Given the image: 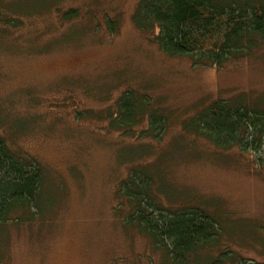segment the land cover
Segmentation results:
<instances>
[{
    "label": "rangeland",
    "instance_id": "rangeland-1",
    "mask_svg": "<svg viewBox=\"0 0 264 264\" xmlns=\"http://www.w3.org/2000/svg\"><path fill=\"white\" fill-rule=\"evenodd\" d=\"M138 2L0 0V136L42 181L35 209L0 223V264H176L126 223L120 185L132 169L161 207L215 217L217 241L189 264L223 252L264 264V140L257 152L218 149L183 129L217 100L264 110V43L222 67L170 57L133 23ZM128 90L151 99L161 132H149L147 116L129 134L110 125L107 111Z\"/></svg>",
    "mask_w": 264,
    "mask_h": 264
},
{
    "label": "trees",
    "instance_id": "trees-1",
    "mask_svg": "<svg viewBox=\"0 0 264 264\" xmlns=\"http://www.w3.org/2000/svg\"><path fill=\"white\" fill-rule=\"evenodd\" d=\"M71 15H76V11L71 9L64 14L67 18ZM132 20L142 32L152 35L153 42L164 54L189 56L193 64L202 67H222L230 60L244 57L259 41L264 43V6L261 4L255 7L253 3L238 0H139ZM3 21L14 25L13 20ZM139 99L140 102L133 90L118 97L115 108L107 111L112 118L110 125L129 134L127 131L147 116L149 132H161L167 121L151 107L150 98L144 95ZM183 129L210 140L218 149L237 146L240 150L257 152L262 150L264 140V110L245 105L241 100H217L186 120ZM149 132L143 130L141 135ZM23 160L8 149L0 136V223L18 212L21 215L35 209L41 170L34 161ZM148 178L144 172L132 169L121 182L120 195L127 200L129 210L126 223L136 225L155 245L163 246L174 263L189 264V260L198 257L202 250L212 248V243L217 241L216 219L202 207H177L176 210L161 207L149 193ZM144 201L165 214L161 212L160 218L149 217L147 208L142 206ZM232 256L223 252L212 261L207 260V264H227V259L231 264H239L241 260L236 262Z\"/></svg>",
    "mask_w": 264,
    "mask_h": 264
}]
</instances>
